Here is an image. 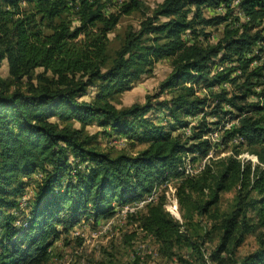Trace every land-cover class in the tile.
<instances>
[{
  "label": "trees",
  "instance_id": "trees-1",
  "mask_svg": "<svg viewBox=\"0 0 264 264\" xmlns=\"http://www.w3.org/2000/svg\"><path fill=\"white\" fill-rule=\"evenodd\" d=\"M220 2L163 0L152 9L142 0H123L115 12L106 13L99 1L79 0L73 11L74 0H0V68L3 62L8 68L7 78L0 76V264H48L49 249L61 233L81 221L110 219L112 202L124 207L170 180L179 181L181 221L165 210L164 197L148 203L136 221L161 253L186 249L194 257L214 243L208 264H264V107L242 105V97L227 92L217 95L210 115L217 120L214 126L237 118L226 132L242 142L231 156L209 160L196 175L180 171L185 156L194 162L203 159L210 145L203 129L187 141L176 135L189 127L184 118L199 116L207 105L188 84L203 82L209 88L239 71L248 91L264 71V65L250 71L259 58L246 57L260 39L258 33L249 35V29L264 19V0H241L246 25L236 18L232 24L237 27L225 25L217 43L206 41V35L198 41V26L227 22L229 13L201 18L202 6ZM188 5L196 10L191 19ZM136 13L142 17L139 29L123 33L117 38L119 48L112 51L108 35L123 17ZM189 32L191 39L186 38ZM217 59L227 67L207 85ZM162 61L171 66L161 85L171 99L159 105L172 123L168 128L147 117L153 110L149 99L120 110L113 104ZM88 90L93 94L84 101ZM90 124L104 137L114 133L143 149L134 157L102 151L98 136L85 129ZM243 153L254 156L256 164L241 161ZM32 174L41 175L38 190L26 228H18L14 213H20L23 180ZM230 192L235 193L230 210L221 212V195ZM248 237L254 238L256 249L239 258Z\"/></svg>",
  "mask_w": 264,
  "mask_h": 264
},
{
  "label": "rangeland",
  "instance_id": "rangeland-1",
  "mask_svg": "<svg viewBox=\"0 0 264 264\" xmlns=\"http://www.w3.org/2000/svg\"><path fill=\"white\" fill-rule=\"evenodd\" d=\"M93 1L105 3L106 13H109L115 12L117 4L123 0ZM162 1L163 0H142L147 7L152 9L158 4H161ZM240 1L241 0H222L217 6H202L201 18L203 19L210 20L215 17H226L228 13L229 15L227 22L219 24L218 26H198L196 28L198 41H203V35H206V41L212 44L217 43L224 37L226 31L225 25L231 23L229 26L230 29L237 27L236 23L234 26L232 24L236 18L241 21L242 25H246L248 21L244 18L239 9ZM78 3L79 0H74L75 8L73 11L77 10ZM186 9L189 11L188 18H193L196 13L195 8L188 5ZM141 18V15L136 13L128 17H123L120 20L116 29L108 35L111 41L110 49L112 51L119 48V40H117V38L122 37L123 33L129 29H139ZM71 19L73 20V27L77 26L76 17L73 13L71 14ZM238 24L241 25L240 23ZM201 29H203V33L199 32ZM242 32L243 28L239 29L237 35H241ZM255 33H258L260 39L252 48V53L246 57H257L259 59L250 65V71L264 65V19L258 21L249 29V35H254ZM190 35L189 32L186 38L188 37L191 39ZM220 64L219 59L212 62L210 66L211 74L207 85H210V83L213 84V77H215L223 67H227L226 65L221 66ZM170 73L171 66L169 61H162L155 64L146 75L133 82L132 88L129 91L114 99V106L120 110L135 104L143 105L149 99L153 110L147 117H149L151 121L154 120L155 125L168 128L172 123L167 120V111L159 108V105L171 99V95L161 92V85L165 82ZM241 75V72L237 71L229 77V81L234 80V83L226 81L225 83L215 84L209 88L204 85L203 82L198 85L188 84V86H192L198 97L207 99V105L204 107L203 112L199 114V116L184 118L185 123H189V127H184L176 133V135H182V138L187 141L202 129L203 132H206L204 138L210 144L207 150V157L203 159L198 157L195 162L191 160V155H187L183 158V163L185 162L186 165H190L192 170L196 173L201 171L209 160L215 161L231 156L233 148L242 142L237 136L229 138L226 132L229 131L232 126L237 125V118L231 122L223 121L219 127L214 126L217 120L210 115L219 101L217 95L219 96L221 93L227 92L228 96L236 95L242 97L240 101L242 105L252 103L264 107V71L259 79L252 81L254 86L250 87L248 91L242 87L244 77ZM0 76L2 78H7L8 76L6 62H3L1 65ZM92 94V91L88 90L82 100L88 101ZM222 110L233 115L237 114L233 109L226 106H222ZM75 127L78 128V125L75 124ZM85 129L88 134L98 136L97 142L102 151L112 152L114 155L122 152L134 157L143 149L142 146L133 144V142H131V144L129 140L120 138L109 131L108 133H110V135L104 137L103 134H100L102 130H100L96 124H90ZM196 143L197 142H189L188 144L192 145ZM239 159L241 161H249L252 164H256V158L247 153L240 155ZM83 167L84 166H81L80 169H83ZM40 177L41 175L32 174L29 179L23 180V196L18 198L20 213H14L18 215L16 219L18 228H26L29 222V206L34 202ZM178 182V180H170L166 184H161L155 189V194L144 196L140 200L131 202L124 207H121L117 202H112L110 206L113 209V216L110 219H89L86 222L81 221L80 224L67 233H61L59 238L53 242V245L49 249L50 261L48 264H208V256L214 247V243L204 246L206 251H202L203 255L192 257L186 249H173L172 254L167 256L160 252V246L156 243L154 238L139 229L136 222L138 216L145 213L146 205L156 201L159 197H164L165 210L174 218L181 221L176 199V187ZM234 194V192H230L221 195L219 204V210L221 212L230 210ZM206 226L208 227L209 224L207 223ZM58 231H61V229L58 228ZM255 249L256 244L254 238L248 237L239 249L238 257H243L253 252Z\"/></svg>",
  "mask_w": 264,
  "mask_h": 264
},
{
  "label": "built area",
  "instance_id": "built-area-1",
  "mask_svg": "<svg viewBox=\"0 0 264 264\" xmlns=\"http://www.w3.org/2000/svg\"><path fill=\"white\" fill-rule=\"evenodd\" d=\"M93 1V0H90ZM240 140L242 141V139L240 138ZM208 164V163H207ZM180 171H182L183 173L189 174V175H196L197 173L194 172L192 170V167L190 165H186V163H183V167L180 169ZM200 172V171H199ZM198 172V173H199ZM153 194H155V192H153Z\"/></svg>",
  "mask_w": 264,
  "mask_h": 264
}]
</instances>
